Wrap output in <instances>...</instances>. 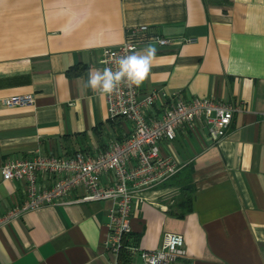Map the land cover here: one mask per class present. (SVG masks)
I'll return each mask as SVG.
<instances>
[{
	"label": "crops",
	"instance_id": "obj_1",
	"mask_svg": "<svg viewBox=\"0 0 264 264\" xmlns=\"http://www.w3.org/2000/svg\"><path fill=\"white\" fill-rule=\"evenodd\" d=\"M140 25L171 40L136 49H156L142 93L155 87L242 109L217 143L200 127L158 142L178 173L192 170L190 210L177 214L179 186L168 178L135 197L129 238L153 250L165 233L180 234L185 254L173 264H264V0H0V264L115 263L103 246L112 199L47 204L1 220L25 199L23 182L4 180L1 167L35 153L93 154L132 134L131 122L109 119L105 95L83 81L102 70L103 48ZM16 94L33 95L34 104H3ZM117 264L141 260L122 255Z\"/></svg>",
	"mask_w": 264,
	"mask_h": 264
},
{
	"label": "built area",
	"instance_id": "obj_2",
	"mask_svg": "<svg viewBox=\"0 0 264 264\" xmlns=\"http://www.w3.org/2000/svg\"><path fill=\"white\" fill-rule=\"evenodd\" d=\"M125 40L115 47L103 48L99 65L115 68L119 57L131 54L141 44L154 42L168 45L170 39L148 31L140 25L125 33ZM192 42V38H187ZM108 118H126L132 124V134L125 140H112L105 150L93 154L76 150L70 156L35 153L31 158L6 160L1 167L4 180L23 182L25 199L11 209L1 220L23 211L47 204L100 201L112 199L109 211L108 235L103 246L115 257L138 255L141 264H173L185 254L184 238L178 233H165L161 244L153 250L141 249L129 238V218L135 197L153 188L179 172L180 164L159 152L160 140H173L179 128H203L209 141L217 143L226 135L234 115L241 111L237 102L226 103L211 98L183 99L178 92H167L152 87L142 93L139 87L121 85L112 94L105 95ZM8 107H30L33 95H11L3 99ZM158 106L155 114L150 110ZM110 174L108 183L101 177ZM51 182L44 187L39 177Z\"/></svg>",
	"mask_w": 264,
	"mask_h": 264
},
{
	"label": "clouds",
	"instance_id": "obj_3",
	"mask_svg": "<svg viewBox=\"0 0 264 264\" xmlns=\"http://www.w3.org/2000/svg\"><path fill=\"white\" fill-rule=\"evenodd\" d=\"M155 54L156 49L147 45L139 53L133 51L121 56L114 69L90 71L87 79L83 81V88L98 95H110L121 85L139 87L148 76Z\"/></svg>",
	"mask_w": 264,
	"mask_h": 264
},
{
	"label": "trees",
	"instance_id": "obj_4",
	"mask_svg": "<svg viewBox=\"0 0 264 264\" xmlns=\"http://www.w3.org/2000/svg\"><path fill=\"white\" fill-rule=\"evenodd\" d=\"M69 72L74 73V70L69 69ZM191 172L192 170L190 169V167H187V168H183V170L180 171V173H177L174 176H172L175 177L174 180L176 179V182L178 183L179 186L178 200H177L178 202L176 207L179 209L177 214L180 216L181 214L190 210L189 208L192 197L191 194L194 190V185L191 182Z\"/></svg>",
	"mask_w": 264,
	"mask_h": 264
}]
</instances>
